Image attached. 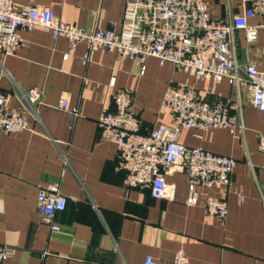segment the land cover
<instances>
[{"label":"crops","instance_id":"1","mask_svg":"<svg viewBox=\"0 0 264 264\" xmlns=\"http://www.w3.org/2000/svg\"><path fill=\"white\" fill-rule=\"evenodd\" d=\"M13 1L16 7H49L55 19L85 29L118 30L123 10V0ZM203 2L215 19L242 13L240 0ZM262 22L259 16L247 21L251 26ZM18 34L24 46L12 56L0 53V92L7 96L9 109L18 107L16 88L37 89L40 102L34 106L35 116L20 110L32 132H0V245L14 248L1 264H142L145 256L170 264L178 249L189 264H264V169L256 150L264 120L251 106L245 87L236 99L225 80H198L169 64L160 67L152 58H122L101 49L82 61L87 50L82 43L63 60L68 50L64 39L53 40L42 28ZM234 38L237 63H252L264 72V28H257L252 42L243 31H236ZM173 85L229 101L228 119L237 122L239 109L243 125L242 133L209 129L201 140L194 129L181 130L180 145L201 146L236 161L228 188L197 189L199 201L192 207L185 205V176L178 166L164 176V199L151 198L147 189L125 188V172L115 169V145L96 131L102 111L112 108L110 93L117 90L130 93L141 134L157 125L170 126L168 111L159 105L165 89ZM60 98L77 110L71 124L55 108ZM49 184H56L66 198L65 209L54 218L57 233L35 213L37 191ZM237 195L242 196L240 203ZM205 196L225 201L223 221L204 215L200 203Z\"/></svg>","mask_w":264,"mask_h":264},{"label":"built area","instance_id":"2","mask_svg":"<svg viewBox=\"0 0 264 264\" xmlns=\"http://www.w3.org/2000/svg\"><path fill=\"white\" fill-rule=\"evenodd\" d=\"M240 5V15L219 20L210 15L203 0H123L118 30H115L85 29L55 19L49 7H16L13 0H0V53L12 56L24 46L18 31L42 28L53 40L62 38L67 42L68 50L62 55L63 60L82 43L87 49L81 56L82 61L89 59L90 52L101 49L122 58H152L160 67L169 64L175 71L198 80H225L233 87L236 99L239 89L245 87L251 106L264 120V72L256 70L252 63L244 66L237 63L234 38L236 31H243L246 41L255 40L257 28H264V0H240ZM255 16L261 17L263 22L248 25L247 21ZM109 86H113V80ZM109 99L112 108L102 111L96 121V131L100 139L115 145V169L125 172V188L147 189L151 198L164 199L167 194L164 176L175 166L185 176V205L188 207L198 204L197 189L222 192L228 188L236 161L201 146L180 145L178 137L181 130L188 129L197 132L195 138L198 140L209 129L242 133L238 104V119L234 123L228 119L229 101L198 95L191 87L169 86L159 108L168 111L170 126L157 125L143 135L131 111L130 93L117 90L110 93ZM16 101V109L7 108V96L0 92V132H32L20 110L28 109L35 116L34 106L40 102L39 91L16 88ZM55 108L66 114L70 124L77 117L76 108L65 98L58 99ZM256 150L264 169V131L257 134ZM241 200L242 196L237 195V202ZM65 206L66 198L56 184L37 191L36 216L51 232H59L54 218ZM200 207L205 216L217 221H223L227 213L226 203L221 198L205 196ZM13 253L14 248L0 245V264ZM142 264L157 263L145 256ZM170 264H189V260L178 249Z\"/></svg>","mask_w":264,"mask_h":264}]
</instances>
